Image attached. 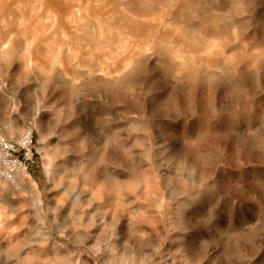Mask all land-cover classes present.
Masks as SVG:
<instances>
[{
  "label": "rangeland",
  "instance_id": "obj_1",
  "mask_svg": "<svg viewBox=\"0 0 264 264\" xmlns=\"http://www.w3.org/2000/svg\"><path fill=\"white\" fill-rule=\"evenodd\" d=\"M0 24V137L36 148L0 177V264H264V0H0Z\"/></svg>",
  "mask_w": 264,
  "mask_h": 264
},
{
  "label": "built area",
  "instance_id": "obj_2",
  "mask_svg": "<svg viewBox=\"0 0 264 264\" xmlns=\"http://www.w3.org/2000/svg\"><path fill=\"white\" fill-rule=\"evenodd\" d=\"M34 135L0 137V177L16 182L30 174L35 155Z\"/></svg>",
  "mask_w": 264,
  "mask_h": 264
},
{
  "label": "bare ground",
  "instance_id": "obj_3",
  "mask_svg": "<svg viewBox=\"0 0 264 264\" xmlns=\"http://www.w3.org/2000/svg\"><path fill=\"white\" fill-rule=\"evenodd\" d=\"M33 4V3H32ZM155 6V5H154ZM2 9V8H1ZM4 15V14H3ZM37 15V14H36ZM29 17V16H28ZM82 17H84V16H82ZM55 19H57V18H55ZM83 19V18H82ZM23 23V22H22ZM1 25V24H0ZM3 25V24H2ZM20 25V24H19ZM18 25V26H19ZM63 25V24H62ZM3 27V26H2ZM6 28V27H5ZM26 28V27H25ZM26 30V29H25ZM15 31V30H14ZM57 32V31H56ZM80 34V33H79ZM3 36V35H2ZM36 36V35H35ZM57 36V35H56ZM38 44V43H37ZM1 45V44H0ZM126 45V44H125ZM61 47V46H60ZM5 48V47H4ZM162 48V47H161ZM37 51V50H36ZM123 57V56H122ZM107 58V57H106ZM104 59V58H103ZM108 59V58H107ZM31 60V59H30ZM62 60H63V58H62ZM108 60H110V61H112L111 59H108ZM107 60V61H108ZM34 63V62H33ZM113 63V62H112ZM106 70V69H105ZM107 73V72H106ZM105 73V74H106ZM109 73H110V71H109ZM113 73V72H112ZM71 74V73H70ZM12 132V131H11ZM26 134L25 133H23V135L22 136H25ZM21 136V137H22ZM106 170H108V169H106ZM86 172V171H85ZM197 177V176H196ZM86 178V177H85ZM19 184V183H18ZM38 205H42V202L39 200V204ZM37 231V230H36ZM36 233V232H35ZM79 236H80V233H79ZM13 241V240H12ZM58 243V242H57ZM54 244V243H53ZM8 251H10V250H8ZM7 251V252H8ZM6 252V251H5ZM4 254H7V253H4ZM54 255V254H53ZM160 259V258H159ZM132 260V259H131ZM159 263V262H158ZM126 264H127V262H126ZM131 264H133V263H131Z\"/></svg>",
  "mask_w": 264,
  "mask_h": 264
}]
</instances>
